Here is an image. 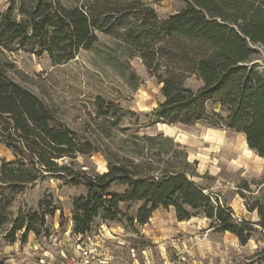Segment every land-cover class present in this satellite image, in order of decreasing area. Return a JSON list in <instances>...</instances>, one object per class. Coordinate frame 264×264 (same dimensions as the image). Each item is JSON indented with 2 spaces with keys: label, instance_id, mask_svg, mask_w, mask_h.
Segmentation results:
<instances>
[{
  "label": "trees",
  "instance_id": "16d2710c",
  "mask_svg": "<svg viewBox=\"0 0 264 264\" xmlns=\"http://www.w3.org/2000/svg\"><path fill=\"white\" fill-rule=\"evenodd\" d=\"M9 1L0 15V144L15 160L0 166V236L5 234L10 244L18 233L22 242L31 233L49 236L47 216L58 210L60 226H66L62 208L46 199L38 212L8 216L17 194L52 176L84 187L85 193L73 199V234L88 236L98 219L126 218L133 227L145 226L158 209H173L179 222L202 216L211 229L232 234L242 246L259 237L261 247L252 259L264 264V183L256 191L246 183L239 191L259 221L239 220L229 205L193 182L188 155L173 139L143 136L141 161L101 151L91 131L70 128L42 98L9 76L16 66L7 55L26 50L53 65L67 64L92 50L102 33L128 58L142 60L156 78L163 101L150 114L153 122L218 124L244 135L248 148L264 157V73L255 63V46L264 47V0H184L183 9L163 20L148 0H86L72 6L63 0ZM194 80L199 85L193 89L188 84ZM95 104L96 116L90 115L95 133L110 139L112 130L99 119L117 123L128 113L102 97ZM93 153L106 157L103 174L75 167L80 156ZM120 185L125 189L115 191ZM135 203H141L135 216L123 212V206Z\"/></svg>",
  "mask_w": 264,
  "mask_h": 264
},
{
  "label": "rangeland",
  "instance_id": "374dc122",
  "mask_svg": "<svg viewBox=\"0 0 264 264\" xmlns=\"http://www.w3.org/2000/svg\"><path fill=\"white\" fill-rule=\"evenodd\" d=\"M86 0H63L66 6L82 5ZM160 20L185 7L184 0H148ZM10 6L0 0V15ZM20 20V17L18 18ZM258 68L264 73V47L255 46ZM16 70L9 76L42 98L58 118L79 133L91 131L96 147L101 151L129 155L141 161L143 136L162 134L174 140L186 152L196 176L193 182L206 187L209 194L229 205L239 220L259 221L257 213L249 212L240 196L244 184L256 191L264 183V157L250 150L244 135L221 125L198 123L195 126L155 123L150 114L163 101L160 86L138 57L128 58L115 40L102 33L90 51H82L70 63L53 65L46 56L37 57L29 51L7 53ZM136 76L138 79H136ZM199 85L196 80L188 84ZM122 107L128 114L117 123L99 119L111 130L110 139L99 137L90 115L96 116V100ZM128 153V154H127ZM15 160L11 150L0 144V166ZM62 164L63 162L60 161ZM65 163H69L68 160ZM75 167L91 173L107 171L102 153L80 156ZM124 186L114 188L124 190ZM85 193L82 186H71L62 179L48 176L27 186L17 194L9 209L14 219L21 210L39 211L42 200L53 202L64 211L68 222L60 226V211L47 216L49 236L31 233L26 242L10 244L5 234L0 236V264H59L61 260L79 256L80 248L91 247L96 258L106 264H257L252 257L261 247L259 237L242 246L232 234L211 229V222L202 216L179 222L173 209H158L145 226H131L126 218L120 221L98 219L86 237L73 234V199ZM249 195V193H247ZM141 203L124 213L135 216ZM97 259V260H98ZM95 261L93 264H105Z\"/></svg>",
  "mask_w": 264,
  "mask_h": 264
},
{
  "label": "built area",
  "instance_id": "2783aa9c",
  "mask_svg": "<svg viewBox=\"0 0 264 264\" xmlns=\"http://www.w3.org/2000/svg\"><path fill=\"white\" fill-rule=\"evenodd\" d=\"M96 256V252H94V249H92L91 247L80 248L79 256H75L71 259L61 260L59 264H93L95 263V261L105 263L101 262L100 259L96 258Z\"/></svg>",
  "mask_w": 264,
  "mask_h": 264
},
{
  "label": "crops",
  "instance_id": "0c3cea01",
  "mask_svg": "<svg viewBox=\"0 0 264 264\" xmlns=\"http://www.w3.org/2000/svg\"><path fill=\"white\" fill-rule=\"evenodd\" d=\"M246 139V138H245ZM256 213V212H255ZM194 219V218H193ZM192 220V219H191ZM256 222H258V221H256ZM81 237V236H80Z\"/></svg>",
  "mask_w": 264,
  "mask_h": 264
}]
</instances>
